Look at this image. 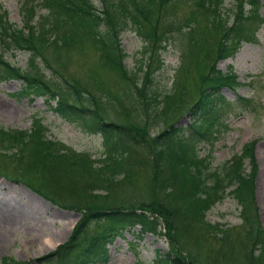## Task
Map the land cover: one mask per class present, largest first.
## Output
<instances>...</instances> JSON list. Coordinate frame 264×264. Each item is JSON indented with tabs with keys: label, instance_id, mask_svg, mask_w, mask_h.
Listing matches in <instances>:
<instances>
[{
	"label": "rangeland",
	"instance_id": "1",
	"mask_svg": "<svg viewBox=\"0 0 264 264\" xmlns=\"http://www.w3.org/2000/svg\"><path fill=\"white\" fill-rule=\"evenodd\" d=\"M221 1L222 7L230 6L231 0ZM39 3L40 0H0L7 21L17 27L23 24L21 5L37 6ZM93 3L97 7L100 5L98 0H93ZM44 12L43 9L38 11ZM161 13L164 19L157 24H144L140 32L130 25L123 27L119 43L126 54L125 67L136 70L137 86L141 85L142 72H149L148 86L150 92L158 95L157 99L163 94L180 98L175 104L170 100L152 104L157 110H165L164 118L161 115L155 117L152 109L136 102L119 74L99 65V50L88 43L73 45L66 52L47 47L37 54L39 57L33 64L42 78L56 87L63 88L67 83L86 94L106 97L101 107L106 121L139 127L149 137L169 124L186 128L191 122L189 108L200 90L199 77L206 74L213 63L221 71L231 69L239 84L220 89L225 103H217L222 121L219 133L211 141L196 140L193 146L199 157L207 158L210 169H218L238 151L242 141L256 139L255 209L258 220L264 223V22L257 29L254 42H242L233 56L215 61L220 29L217 30L215 23L205 24L204 14L192 5L191 0H173ZM258 13L264 19V0H261ZM190 18L193 24H185ZM153 32H156V37L152 36ZM191 37L194 39L192 44ZM2 53L9 64L27 68L28 52L14 50ZM41 57L49 61V66ZM21 86L20 80L0 79L2 129H27L31 127L32 120L38 118L45 127L47 138L76 153L88 154L97 162L103 160L105 147L97 133L88 132L80 124L52 111L50 107L54 106V99L46 101L44 95L33 97L17 93ZM243 96L247 97L246 102L241 101ZM3 142L0 140V264L2 258L48 264L40 259L68 239L81 213L94 201L90 194L98 196L95 200L97 205L121 207L129 202L147 201L151 197L150 165L144 146L137 142L130 144L121 173L108 184L98 176H80L74 169L58 163L48 165L34 163L32 158L17 159L12 155L14 149ZM243 165L248 171L250 164L245 161ZM37 186H40V191ZM3 214L19 220L18 225L6 234L3 233ZM240 218V207L225 193L206 211V222L218 224L221 228L228 227V246L232 252L224 250V264H250V253H255L247 242V233L240 225ZM174 220L177 240L184 246V256L196 254L199 264H206L220 255L217 250L223 248L222 232L212 235L204 223H193L190 218L178 214ZM100 223L93 222L87 227L85 237L96 232ZM155 250L167 251L163 236L146 234L134 239L130 233L123 232L107 245L106 261L97 264H134L135 261L150 264Z\"/></svg>",
	"mask_w": 264,
	"mask_h": 264
},
{
	"label": "trees",
	"instance_id": "2",
	"mask_svg": "<svg viewBox=\"0 0 264 264\" xmlns=\"http://www.w3.org/2000/svg\"><path fill=\"white\" fill-rule=\"evenodd\" d=\"M172 1L98 0L100 5L97 7L93 0H40L37 6L21 5L20 18L23 24L19 27L7 21L6 11L0 4V79L20 80L22 86L18 93L21 95H44L46 101L54 99V106L51 107L53 111L80 124L88 132L97 133L105 147L103 160L97 162L88 154L76 153L47 138L45 127L36 118L27 129L5 130L0 127V140L14 149L12 155L17 159L32 158L34 163H58L74 169L80 176H98L106 184L121 173L129 146L134 142L144 146L146 160L150 165L149 200L129 202L123 207L101 206L95 201L98 196L90 194L94 201L81 213L71 235L43 256L40 259L42 263H104L107 245L127 232L134 239H140L146 234L165 238L167 251L155 250L150 264H199L198 255L193 253L184 256L183 243L177 240L174 218L178 214L190 218L193 223H204L208 226L207 232L212 235L217 231L222 232L220 240L223 248L217 250L220 255L206 264H224V250L232 252L228 246V227L221 228L218 224L206 222L205 215L225 193L240 207V225L244 226L247 242L255 251L250 253V264H264V223L258 220L255 209L253 179L256 168L252 146H243L239 155H234L218 169H210L207 158L199 157L193 146L194 141H211L219 133L222 121L217 103H225L220 89L239 84L231 69L221 71L213 63L208 72L199 77L200 90L189 108L191 122L186 128L169 124L149 137L139 127L106 121L101 108L102 100L106 97L88 92L86 94L72 84L66 83L63 88L56 87L44 80L33 64L39 57L37 54L47 47L66 52L73 45L88 43L99 50V65L117 72L126 89L134 94L136 102L142 103L144 108L152 109L155 117L161 115L164 118L165 110H157L152 104L168 100L175 104L180 98L174 99L171 94H163L157 99L158 95L154 91L150 92L148 86L151 79L149 72H142L139 81L141 85H136V70L125 67L123 61L126 54L120 47L119 36L127 25L140 32L144 24H157L164 19L161 13L163 8L172 4ZM191 1L204 14L205 24L215 23L217 30L220 29L215 61L233 56L242 42H254L256 31L264 22L258 13L261 0H231L228 8L222 7L221 0ZM40 9L45 12L38 13ZM185 24H193V19L190 18ZM152 36L156 37V32ZM190 41L194 43L193 37ZM14 50L29 53L27 68L21 69L9 64L1 54ZM41 58L49 66V61ZM240 99L246 102V99ZM245 160L250 164L248 171L243 165ZM39 189L40 186H37ZM93 222H101L99 229L85 237L86 228ZM1 264L30 263L2 258ZM134 264L143 263L135 261Z\"/></svg>",
	"mask_w": 264,
	"mask_h": 264
},
{
	"label": "bare ground",
	"instance_id": "3",
	"mask_svg": "<svg viewBox=\"0 0 264 264\" xmlns=\"http://www.w3.org/2000/svg\"><path fill=\"white\" fill-rule=\"evenodd\" d=\"M3 222H4V229H3L4 232L3 233L6 234L7 232H9V229L15 228L14 225H18L19 220L14 217L11 218V216H8V214L7 215L3 214Z\"/></svg>",
	"mask_w": 264,
	"mask_h": 264
}]
</instances>
